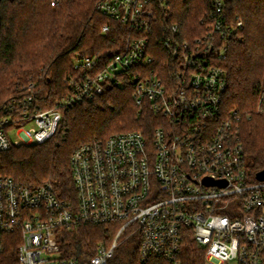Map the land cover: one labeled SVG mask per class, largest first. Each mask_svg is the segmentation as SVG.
<instances>
[{
	"label": "built area",
	"instance_id": "obj_1",
	"mask_svg": "<svg viewBox=\"0 0 264 264\" xmlns=\"http://www.w3.org/2000/svg\"><path fill=\"white\" fill-rule=\"evenodd\" d=\"M170 3L100 1L97 10L130 32L122 51L105 63L97 55L75 59L68 93L50 108L38 107L34 82L5 104L0 152L46 142L65 111L94 101L108 85L130 86L139 114H155L150 132H116L75 150V200L50 182L28 185L0 174V250L5 235L19 236V264H108L125 234L137 241L138 264H185L190 241L204 251L203 264H264V180L249 174L240 116L223 111L228 79L216 63L244 23L229 21L226 0H209L203 32L185 36L168 20ZM156 46L168 55L161 63ZM257 112L264 113V86ZM83 224L118 229L93 254L69 255L64 230Z\"/></svg>",
	"mask_w": 264,
	"mask_h": 264
},
{
	"label": "trees",
	"instance_id": "obj_2",
	"mask_svg": "<svg viewBox=\"0 0 264 264\" xmlns=\"http://www.w3.org/2000/svg\"><path fill=\"white\" fill-rule=\"evenodd\" d=\"M102 0H1L0 1V117L5 104L30 82L36 84V103L47 109L65 96L66 78L75 72V59L97 55L110 61L123 49L130 32L127 26L97 10ZM229 21L244 26L227 40L224 59L216 63L227 74L223 111L240 116L238 137L252 178L264 169V113H255L264 86V0H226ZM209 0H171L169 21L180 25L183 35L203 32L202 21ZM108 29L104 31V26ZM157 63L167 58L164 47L156 46ZM103 107V108H101ZM130 86L108 85L92 102H83L64 113L57 133L42 144H22L0 152V174L16 181L39 185L52 183L60 197L75 200L72 156L77 148L109 135L145 129L150 132L155 114L149 108L139 114ZM115 224H83L64 230V249L78 255L101 239L112 238ZM117 226V225H115ZM19 236L5 235L0 264H19ZM135 240L137 243L136 239ZM118 250V249H117ZM116 250V252H117ZM115 254L108 264H138V245ZM204 251L193 241L184 255L185 264H203ZM164 263L153 259L149 264ZM165 264V263H164Z\"/></svg>",
	"mask_w": 264,
	"mask_h": 264
},
{
	"label": "rangeland",
	"instance_id": "obj_3",
	"mask_svg": "<svg viewBox=\"0 0 264 264\" xmlns=\"http://www.w3.org/2000/svg\"><path fill=\"white\" fill-rule=\"evenodd\" d=\"M95 100V99H94ZM92 102V101H91ZM101 108H103V107H101ZM255 113H258L257 112V105H256V107H255ZM114 228H113V230L115 229V227H116V230L118 229V226H113ZM115 234H116V232H115ZM127 236V237H126ZM111 239H112V236L111 237H108V238H106V239H101V240H104V241H107V242H109V241H111ZM124 239V240H123ZM100 240V241H101ZM100 241H98L94 246H90L91 247V249H95V247L97 246V244L100 242ZM135 245H137V243L135 242V240H132V239H130V238H128V235L127 234H125V237H122L121 238V245H120V247L118 248V250H117V252H116V255H118V256H122L123 255V252L126 250V249H130V250H132L133 249V247L135 246ZM197 246V248H199L200 249V247H198V245H196ZM190 247V243L188 244V246H187V249ZM186 249V250H187ZM65 250V249H64ZM65 252H66V250H65ZM67 253V252H66ZM160 264H164V263H160Z\"/></svg>",
	"mask_w": 264,
	"mask_h": 264
},
{
	"label": "water",
	"instance_id": "obj_4",
	"mask_svg": "<svg viewBox=\"0 0 264 264\" xmlns=\"http://www.w3.org/2000/svg\"><path fill=\"white\" fill-rule=\"evenodd\" d=\"M1 1V0H0ZM256 178L258 180H264V169L263 170H260L256 173ZM206 182L207 183H215V181H212L210 179H206Z\"/></svg>",
	"mask_w": 264,
	"mask_h": 264
}]
</instances>
